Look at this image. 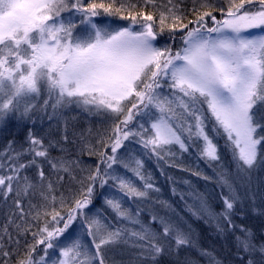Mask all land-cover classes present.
<instances>
[{"label": "snow or ice", "instance_id": "obj_1", "mask_svg": "<svg viewBox=\"0 0 264 264\" xmlns=\"http://www.w3.org/2000/svg\"><path fill=\"white\" fill-rule=\"evenodd\" d=\"M192 2L196 19L188 24L182 22L180 11L185 0H167L162 5L173 19L168 26L170 35L177 29L181 32V46L173 51L171 45L157 46L168 19L163 11L157 32L151 14L128 11L121 15L125 8H136L124 0L107 4L96 0H0V125L14 117L31 119L36 111L48 114L49 109L51 119L72 106L117 121L107 140L101 137L96 141L105 151L81 136V151L97 154L99 160L94 170L89 169L78 181L80 198L74 199V207L66 215L54 207L47 210L48 203L54 205L57 200L51 180L47 192H40L41 203L29 205L37 209L36 218L43 212L51 220L32 233L34 243L26 242L27 258L16 264H49V260L51 264H105L104 246L133 249L128 264H159L160 257L173 247L194 246L191 228L182 227L167 211H151L144 219L140 208H125L122 199L109 197L105 190L138 201L159 193L151 174L145 175L144 157L158 163L175 160L178 153L195 146L200 158L219 162V146L209 134L207 121H211L215 136L224 138L235 177L243 183L237 184L231 172L219 173V210L206 196L192 193L197 206H188V211L214 223L217 234L239 228L236 245L249 257L247 264H257L256 254L264 261V243L257 245L251 230L234 220L237 206L244 200L240 188H247L253 172L264 167V114L258 116V105L264 106V0H230L226 11L219 9L221 19L212 11L199 13L196 0ZM144 3L155 6V0ZM200 7L213 5L202 0ZM98 9L131 23L119 27L98 20ZM206 17L212 20V27ZM138 23L140 29L135 30L133 25ZM67 139L65 134L63 140ZM25 143L27 147L17 148L12 141L0 155V200L13 196L21 215H25L22 197L46 179L44 164L58 180L63 179L60 171H69L63 157L50 154L59 141L45 144L43 138L29 132ZM121 168L131 172L139 186L121 175ZM29 169L36 171L38 180L26 174ZM171 190L178 194L175 186ZM97 197L103 200L102 209L111 210L121 226L110 224L101 209L89 214ZM250 198L254 200V194ZM60 201L63 204V194ZM159 206L162 210L171 207L165 200H160ZM15 228L18 235L21 231L27 234L28 229L22 230L20 224ZM3 232L11 241L7 225ZM85 232L93 238L94 249L82 241ZM39 245H43L44 254L37 259L34 253ZM3 247L0 243L4 257L14 254Z\"/></svg>", "mask_w": 264, "mask_h": 264}, {"label": "trees", "instance_id": "obj_2", "mask_svg": "<svg viewBox=\"0 0 264 264\" xmlns=\"http://www.w3.org/2000/svg\"><path fill=\"white\" fill-rule=\"evenodd\" d=\"M88 2V0H86ZM97 3L104 2L108 3L109 0H96ZM126 4H135L136 8L129 9L125 8L121 15H126L128 11H132L133 14L135 12H144L145 14H151L154 17V30H158L160 28L159 24V16L160 13L163 11L167 14L168 19L166 21L165 30L163 33V37H165L162 41L168 42V36L167 33H169L168 26L173 24V19L170 13H167V9L162 7V5L167 4V0H155V6L153 5H147L145 6L144 0H124ZM209 3L213 5V8H202L200 7L202 0H196V9L199 11V13H203L204 11H212L213 15L217 17V19L222 18V14L220 13L219 9L223 8L225 11L230 6V0H208ZM236 3H239V0H236ZM116 6H119L117 3ZM180 11L183 13L182 22L184 24H188L189 21H195L196 19V13L193 12V5L192 0H185V3L181 5ZM179 14V13H178ZM113 19L116 20H122L120 19V15H113L111 16ZM207 18V17H206ZM208 19V18H207ZM130 22L131 20H125ZM207 25L211 26L210 20H206ZM210 24V25H209ZM193 25H190V27ZM158 27V28H157ZM179 31V29L176 30V32ZM158 32V31H157ZM175 32V33H176ZM174 33V34H175ZM177 37H173L172 39H176L175 43L177 45L175 47H180V36L181 32L178 34ZM163 37H157L163 38ZM157 39V40H158ZM160 40V39H159ZM157 41V46H160ZM172 47V46H171ZM173 51L174 48L172 47ZM264 114V106L258 105V116ZM208 124L209 134L210 136H213L215 138V142L219 146V154L221 156L220 163L221 165L217 163H209L206 160L200 158L197 154V148L194 146L191 149V153L177 155L176 161L177 165L175 167H167L169 171L175 172V170L180 171L181 173H174L175 176L179 178V183L176 182L178 178L173 180L174 186L177 189V193L183 192L187 190L189 192L193 190V193L202 194L203 196H206L209 202L212 204L213 207H215L217 210L221 207V188L217 183V176L221 172H231L236 179V181L239 184H242L243 182L240 180L239 177H235V165L233 164L231 153L228 150L225 140L223 137L215 136V134L211 131L212 124L211 121L206 122ZM8 125H11V122L8 123ZM23 131V130H21ZM12 136H8L6 134L5 136H2L0 138V155H2L3 148L5 145L11 140ZM95 139V137H94ZM13 140V139H12ZM50 140H47V138L44 140V143L47 144ZM93 140V139H92ZM95 142V141H93ZM91 142V143H93ZM67 151H61L58 150L55 151V148L50 149V154L52 157H63V159L68 162V168L69 171H60L58 173L59 176L63 177L62 180L57 179V174L53 173L50 167L47 164L43 165L46 179L44 180L43 184H38L37 187L27 194L26 196L22 197L23 202V211L25 215H21L19 211L16 209L14 204V197L10 196L7 201L0 200V237H2V240H0V243H3V250L13 252L14 254L10 257H4L2 253H0V264H4V261L7 260L8 264H16L17 260L20 259H26V253L28 251L27 244L34 243L32 233L38 232L40 227H43L44 223L48 220H51V216H44L43 212H41V215L36 218V208H30V204L33 205H39L41 203L40 199V192L41 190L47 192V183L48 180H51L52 183L55 186V195L57 196V200L55 201V204L53 205L51 202L47 205V210L49 212L52 211L53 207L56 211L60 212L61 215H66L67 212L74 207V199L80 198V189L81 185L78 183L79 180L86 177L88 175L89 169L94 170L96 164L98 163L99 157L96 158L93 156H89V152L87 150L81 151V148L83 145L77 144L75 145L73 142H70L66 145ZM104 149V148H103ZM100 151H105L104 150ZM78 161V163H72ZM90 161L92 163H90ZM165 163V162H164ZM166 164V163H165ZM167 166V165H166ZM180 167L181 169H177ZM145 171H147L144 168ZM188 172V173H185ZM190 173V174H189ZM196 173H199L197 175ZM29 177H32L34 180H38L36 171L34 169H29L26 173ZM256 177V183L251 186L250 189H246L245 187H241L242 189V195H244V200L242 205H238L237 209V215L234 217L235 223L238 226H243L247 229L251 230V233L254 236L255 243L257 245H260L264 243V167L258 169L255 171ZM204 177H207V186H203V182L205 181ZM239 178V179H238ZM163 180L166 181V185L170 186V181L166 178ZM187 182V183H185ZM190 184H189V183ZM87 183V181H85ZM185 185V186H184ZM209 188V189H207ZM172 189V188H171ZM97 191L99 192V188H97ZM63 194L64 201L63 204H61L60 196ZM190 196L192 195L189 192ZM254 194V200L251 199L252 195ZM176 195H174L175 197ZM184 196V195H183ZM179 195L177 194V198L173 199V202L176 205V210L173 212L172 218L181 224L182 227L185 228H192V226H195V229L197 231V236L199 238V243L201 245L197 244V236H195V247L189 246L191 249L189 262L190 264H247V260L249 257L238 251L236 240H234V237L236 239L237 236H239L241 233L239 231V228H237L233 232H229L225 235L217 234L214 228V223L207 222L206 224L201 222H195L196 219L191 215L188 211L187 203L192 202L194 204L190 205L194 208L197 206L196 201L193 198V196L189 197L188 195L184 196V199L182 200L181 197H179L181 200H179ZM152 199V198H150ZM100 201V197H97L94 202V204H98ZM151 203V202H150ZM185 204V205H184ZM94 207L92 206L93 210ZM253 209H256L257 211H253ZM242 211V212H241ZM15 212L16 215L12 216L11 213ZM260 214H257V213ZM180 215H178V214ZM245 213L244 217L240 218V215ZM108 215V214H107ZM170 215V213H169ZM174 215L177 216V219L174 218ZM109 216V215H108ZM171 216V215H170ZM110 217V216H109ZM185 219H184V218ZM186 220V221H185ZM14 221V223L12 222ZM15 224H20L21 229L27 228V234H23V231H21V234H17V230L15 228ZM7 225L8 233L11 234V241L8 239V236L4 234L3 228ZM39 238V237H37ZM19 241V244L15 243V241ZM42 249L43 245L38 246L37 253H34V256H41L42 255ZM186 249V247H181L179 250H176L178 252V256H182V251ZM206 253V254H204ZM243 256L244 259H240V257ZM257 264H264V261L261 260V257L259 254H256L253 257Z\"/></svg>", "mask_w": 264, "mask_h": 264}, {"label": "rangeland", "instance_id": "obj_3", "mask_svg": "<svg viewBox=\"0 0 264 264\" xmlns=\"http://www.w3.org/2000/svg\"><path fill=\"white\" fill-rule=\"evenodd\" d=\"M192 5H193V2H192ZM193 7H194V5H193ZM98 11L101 12V16L97 17L96 19L104 20L105 22H111V24L113 26L125 27L131 23V21L128 22L125 20H116V19H113L111 16H106L103 14L102 9H98ZM62 15L67 16L68 13H63ZM205 19L210 20V24H212V25L208 26V27H212L213 26L212 20L210 18H208V19L205 18ZM138 20L142 21L143 17H138ZM133 27L135 30H139L140 24L138 23L136 25H133ZM159 29L160 28H158V30H156V31L159 32ZM165 30H167V29H165ZM254 31H256V30H254ZM178 32L180 33V30L177 31L175 34H172V35H170V33H167L168 42L167 41L163 42L162 40L165 37H163V34L160 35L159 37H163V38H159L160 40L157 38L158 39L157 41L159 42L158 44H160V46H163L165 44L171 45L174 48V51L177 50L179 47L178 46L175 47L177 45V43H175L176 39L175 38L172 39V38L177 37L178 35H176V34H178ZM180 43H181V41H180ZM50 115H51V109L48 110V114H45L42 111H36L32 115L31 119L21 120L18 117H14V118H10L7 123L0 125V138H2V136H5L6 134H8V136H12L11 140L5 145V147L3 148V151L1 153L3 154L4 152H6L8 150L9 144L12 141H15V146L17 148L20 145H24L25 147H27L25 141H26V138H27L29 132L33 133L38 138H43V140H45L46 138H47V140L52 139L51 141L54 143L56 141H59L60 142L59 145H57L56 147H53V148H55V151L58 150L59 152H60V148H63L64 151H67L66 145L69 144L70 142H73L75 145H77L79 143H80V145H82L81 144V136L82 135H83L84 139H86L90 142L95 141L92 144H94L97 149L102 150L103 147L100 144H97L96 141L101 137H103L105 140H107L108 137L112 135V128L114 127V124L117 122V121H114L112 119V117L107 115V114H94V113H90V112H88L82 108H77L75 106L63 109L62 115H60V116H56V117L49 119ZM10 122H11V125H8V123H10ZM21 130H23V131H21ZM65 134H67V136H68V139L66 141L63 140V137ZM94 137H95V139H94ZM187 153L188 154L191 153V150ZM187 153H184V154H187ZM140 154H141L140 150L137 147V155H140ZM88 155L93 156L95 158L98 156L97 154H90V153ZM177 155L180 156L179 153ZM144 161H145V167L144 168L147 170V171L144 170L145 175L151 174L152 182L154 183V185L156 187H158L160 189L159 193H151L149 199L143 200V201H138V200L133 199L131 197H120V194L118 191H112L110 189H106L105 191L107 192L109 197L115 196L119 199H122L123 200V206L125 208H130V209L140 208L142 210V216L144 219H147V214L151 211H159V212H161V214H163L164 211H167L168 214L170 213V215L173 216V212H174V210H176V208H175L176 205L173 202V199L177 198V195L174 197V195L172 193L171 188L174 186V184H173L174 182H172V181L175 180L176 178H178L175 175L177 173H181V172L178 170H175V172L169 171L167 167L168 166L169 167H175L177 165V161L176 160H168V161H160L158 163L155 160V158H148V157H144ZM220 161H222V160H220ZM220 161L219 162H213V163H217V164L221 165L222 163H220ZM90 163H92V162L90 161ZM173 164L175 166H171ZM177 169H181V168L178 167ZM174 173H176V174H174ZM185 173H188V172H185ZM120 174L127 176L129 179L133 180L137 184V186H139L140 181L135 176H133L131 172L125 171L124 169L121 168ZM256 177L257 176L255 175V171H254L252 176H251L250 184H248L246 189H250L251 186H253L256 183ZM164 178L165 179L167 178L170 181L171 187L166 185V181L163 180ZM204 179H205V177H204ZM176 180H177L176 182H178L177 185L183 184V183H179L180 182L179 178ZM205 183L208 184L206 179L203 182V186L206 187L207 184H205ZM237 184H239V183L237 182ZM207 189H209V188H207ZM240 191H242L241 188H240ZM189 192L192 194L193 190L190 191V188H189ZM189 192L187 190L185 191V193H183L181 191L178 193V195H179V197H181L180 194H182L184 196L188 195L189 197H191L192 195L190 196ZM241 194H242V192H241ZM150 198H152V199H150ZM160 200L167 201L171 205V207L168 209L162 210L159 206ZM179 200H181V199L179 198ZM102 205H103V200L100 198L99 203L93 205L94 209L91 210V212L89 214L92 215L97 211V209H101L104 211V215L106 216L107 221L110 224L115 225V226H121L120 222L116 219V217L111 212V210L102 209ZM187 205H189V206L193 205L194 206V204L192 202L187 203ZM193 206H192V208L194 209ZM237 209H238V206H237ZM176 214H178V213H176ZM178 215H180V214H178ZM244 215H246V214L243 213L242 215H240V218L244 217ZM193 217L196 219V221H195L196 223L197 222H201V223L204 222V224L207 223L204 219H198L195 216H193ZM174 218L177 219V216L174 215ZM125 226L131 227V225H125ZM242 227H244L243 224H242ZM191 230L193 233V237L195 238V236H197L196 235L197 231L195 229V226H192ZM81 239L87 245V247L89 249H94V244L92 243L93 238L88 236L86 234V232L81 236ZM234 240H236L235 237H234ZM96 242H98V238H97ZM197 244L201 245L199 243L198 236H197ZM185 247H186V249H184L182 251V256H178V252L173 247L170 252H166L164 255H162L160 257L159 264H190L189 257H190L191 249L189 246H185ZM194 247L195 246H193V248ZM133 251H134L133 249H126L123 247H113V246H104V247H102V250H101L102 255L104 257V260H105V264H128V261L130 259V253ZM51 252H52V250L50 249L49 253H51ZM43 254L44 253L42 251V255ZM88 255L90 256L91 252H89ZM35 257L37 259L39 258L38 256H35ZM56 258L57 257H53V259H56ZM49 264H51V260H49Z\"/></svg>", "mask_w": 264, "mask_h": 264}]
</instances>
